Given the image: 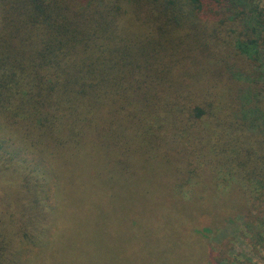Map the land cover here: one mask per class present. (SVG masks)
Masks as SVG:
<instances>
[{
	"label": "trees",
	"instance_id": "obj_1",
	"mask_svg": "<svg viewBox=\"0 0 264 264\" xmlns=\"http://www.w3.org/2000/svg\"><path fill=\"white\" fill-rule=\"evenodd\" d=\"M261 48L264 0H0V134L60 163L59 192L70 175L83 205L104 196L108 167L136 174L143 196L128 195L155 229L143 248L135 222L123 227L140 256L208 263L201 232L237 215L252 244L264 245V97L249 78ZM238 90L251 133L227 114L239 108L229 94ZM4 141L0 264H11L56 211L39 197L46 177ZM193 179L229 192L215 204L211 193L186 201L176 187Z\"/></svg>",
	"mask_w": 264,
	"mask_h": 264
},
{
	"label": "rangeland",
	"instance_id": "obj_2",
	"mask_svg": "<svg viewBox=\"0 0 264 264\" xmlns=\"http://www.w3.org/2000/svg\"><path fill=\"white\" fill-rule=\"evenodd\" d=\"M153 1L148 0L150 4H153ZM259 54L257 63H254V76L249 78L255 80L252 86L256 93H261L262 98L264 87L260 86L264 85V48L260 49ZM229 94L236 105L237 102L239 104L235 112L227 113L229 118L243 120V123L250 128L246 131L251 133L256 128L252 123L254 117L246 115L241 108L238 100L239 90L234 95ZM259 122L264 126V120L259 119ZM0 139L5 140L1 145L3 151L14 155L25 166L37 168L43 173L46 180L39 190V197L45 210L53 214L56 211L54 225L50 224L38 232L32 240L27 239L22 243L13 256L11 264H177L182 262L181 259L173 262L168 256H140V250L135 246V234L132 231V235L125 233L123 227L129 222H135L142 235L143 248L155 238V229L152 226L146 228L150 215L146 213L144 206L137 208L136 205V199L138 198L139 201L143 196L138 191L136 186L138 184L135 185L136 174L134 178L128 179L118 174L115 168L108 167L104 174L106 186L103 191L104 196H101L100 201L95 199L90 204L87 201L83 205V196L71 189L70 175L66 178L68 189L63 188L59 192L60 176L63 175L60 163L56 167L49 166L46 161L21 150L16 144L4 139L1 134ZM214 186L216 187L215 181ZM176 188L181 189L180 191L183 192L181 195L186 201L196 199L197 202L205 203L203 197L211 193L212 199L209 200V204H215L222 192H229V188L224 189L222 186L210 189L207 182L202 185L194 179L189 185L178 184ZM157 190V187L147 189V194L151 196ZM128 194L135 196V201ZM1 196L4 197V193L0 192V198ZM0 202L4 204L6 201L0 199ZM57 221L59 223L55 227ZM245 224V219L239 215L232 221L224 219L221 222L213 219V223H208L206 229L201 232L205 234V238L201 239V248L203 253L208 254L209 261L199 264H264V245L252 244L253 239L249 231H246ZM162 228L171 232V236L165 234L164 239L170 244L174 235L167 224ZM157 242L158 240L155 241L156 245Z\"/></svg>",
	"mask_w": 264,
	"mask_h": 264
}]
</instances>
